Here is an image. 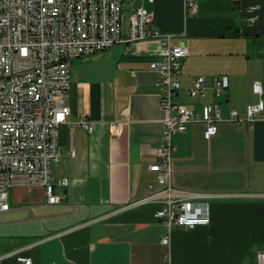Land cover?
<instances>
[{"label": "crops", "instance_id": "1", "mask_svg": "<svg viewBox=\"0 0 264 264\" xmlns=\"http://www.w3.org/2000/svg\"><path fill=\"white\" fill-rule=\"evenodd\" d=\"M188 15L185 0H122L128 16L143 5L153 24L176 34L189 53L180 74L177 100L201 113L205 102L221 110L218 133L206 138V124L188 123L174 135V189L208 194L210 223L175 227L171 244L162 242L167 223L155 216L159 202L139 203L161 190L157 173L164 140L165 110L157 41L118 43L72 60L68 90L69 122L59 127L61 155L52 164L61 196L49 203L43 186L10 189V209L0 212V264H258L264 248V119L244 125L230 119L232 109L246 116L249 103L264 99V0H195ZM128 24H124L125 35ZM229 76V87L213 91L214 77ZM204 75L206 97H191L185 88ZM96 122L93 132L71 122ZM118 120L116 128L108 122Z\"/></svg>", "mask_w": 264, "mask_h": 264}, {"label": "built area", "instance_id": "2", "mask_svg": "<svg viewBox=\"0 0 264 264\" xmlns=\"http://www.w3.org/2000/svg\"><path fill=\"white\" fill-rule=\"evenodd\" d=\"M185 8L188 15L198 11L195 0H185ZM175 38V33L154 26L153 14L143 5L126 16L122 0H0V212L10 209V189L14 186H43L48 202L58 203L61 196L55 186L70 182L68 177L54 182L51 168L61 155L59 127L69 122L71 113L68 90L72 60L118 43L154 39L158 58L150 65L160 77L165 118L164 140L157 148L160 158L151 162L149 169L157 173L163 187L139 203H160L155 216L168 225V233L162 237L167 245L171 244L173 228L209 224L208 194L178 191L172 186L174 135L185 130L188 123L202 121L206 124L205 137L210 138L218 133L222 114L213 102L203 103L202 112L197 113L177 100L183 88L180 74L189 50L183 42L175 43ZM229 84L227 74L215 76L214 94L221 95ZM253 89L260 96L259 101L249 103L243 117L232 109L230 119L242 125L258 119L264 111L260 80L254 82ZM185 90L191 97H206L207 78L197 77ZM71 123L89 132L96 127V122L86 117ZM108 124L116 128L119 121ZM257 258L258 264H264V248ZM17 259L33 264L30 256L19 254Z\"/></svg>", "mask_w": 264, "mask_h": 264}, {"label": "rangeland", "instance_id": "3", "mask_svg": "<svg viewBox=\"0 0 264 264\" xmlns=\"http://www.w3.org/2000/svg\"><path fill=\"white\" fill-rule=\"evenodd\" d=\"M125 24H128V20L127 19L125 20Z\"/></svg>", "mask_w": 264, "mask_h": 264}]
</instances>
